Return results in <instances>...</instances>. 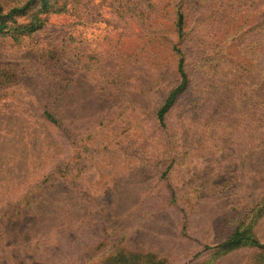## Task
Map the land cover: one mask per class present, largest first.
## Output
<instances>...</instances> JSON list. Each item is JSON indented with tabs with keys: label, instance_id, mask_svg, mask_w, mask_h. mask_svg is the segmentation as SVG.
Instances as JSON below:
<instances>
[{
	"label": "rangeland",
	"instance_id": "rangeland-1",
	"mask_svg": "<svg viewBox=\"0 0 264 264\" xmlns=\"http://www.w3.org/2000/svg\"><path fill=\"white\" fill-rule=\"evenodd\" d=\"M54 8L0 35V264H264V0Z\"/></svg>",
	"mask_w": 264,
	"mask_h": 264
},
{
	"label": "trees",
	"instance_id": "trees-1",
	"mask_svg": "<svg viewBox=\"0 0 264 264\" xmlns=\"http://www.w3.org/2000/svg\"><path fill=\"white\" fill-rule=\"evenodd\" d=\"M59 0H27L25 3L15 5L6 9L0 1V35L11 34L15 38L20 36L29 35L35 32L36 30L43 27L45 19L42 17V13L46 15L55 10ZM38 5L36 11L32 12L26 19L20 21L18 17L23 16L28 13L29 9L32 6ZM177 27L179 36H182L183 33V17L182 14H179L177 20ZM179 52L178 60V70L181 76L180 84L172 90L169 95L164 100L162 106L158 110V118L161 122L164 121L165 115L174 105V102L179 94V92L185 87L187 83V74L184 69V55L181 50L177 49ZM44 117L55 121L54 115L49 110H45L43 113ZM251 224L246 225L244 228H237L235 232L229 236L223 243L221 247L223 249L234 250L239 248L242 245H254L259 246L264 249V244L260 242L251 232ZM139 254H126V257L121 258L120 264L126 263V258L138 259ZM130 264V263H129Z\"/></svg>",
	"mask_w": 264,
	"mask_h": 264
}]
</instances>
